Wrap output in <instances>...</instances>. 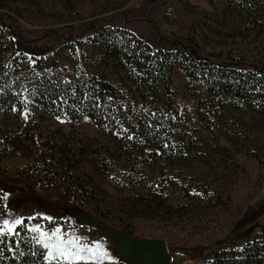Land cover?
<instances>
[{
	"label": "rangeland",
	"instance_id": "obj_1",
	"mask_svg": "<svg viewBox=\"0 0 264 264\" xmlns=\"http://www.w3.org/2000/svg\"><path fill=\"white\" fill-rule=\"evenodd\" d=\"M244 5L240 15L223 0H0V23L14 43L8 48L26 54L11 58L7 69L28 68L37 59L36 71L58 70L72 87L82 86L81 101L86 74L120 88L135 68L110 57L106 45L112 39H95L101 24L115 25L152 49L194 52L195 61L207 60L208 72L216 71L214 64L246 70L264 65V0ZM124 36L119 46L133 44ZM4 45L1 40V51ZM176 60L170 64L168 108L156 87L145 96L120 92L124 116L113 120L99 112L78 121L46 115L29 120L16 133L21 142L33 143L23 144L28 152L7 143L0 155V228L8 232L7 221L13 231L21 220L43 255L51 250L53 258L65 260L59 254L65 253L69 264H132L88 225L91 217L126 234L163 239L168 264L185 261L189 247H202L199 257H208L216 246H239L263 235L264 97L250 105L220 100L188 79ZM167 112L172 114L157 145H147L141 123L163 120ZM1 116L5 124L16 122L13 114ZM176 131L190 137L179 141L170 136ZM178 186L192 196H183Z\"/></svg>",
	"mask_w": 264,
	"mask_h": 264
},
{
	"label": "trees",
	"instance_id": "obj_2",
	"mask_svg": "<svg viewBox=\"0 0 264 264\" xmlns=\"http://www.w3.org/2000/svg\"><path fill=\"white\" fill-rule=\"evenodd\" d=\"M223 2L235 7L240 15L242 11L247 10V6L244 4L248 3V0H223ZM3 26L4 24L0 23V45L1 40L5 43V47H2V51L0 50V155L8 151L5 146L7 143L21 145L22 152H28L25 146L31 147L33 143L21 142L16 133L25 131L26 127L30 126L29 120L33 118L46 115L49 118L69 122L95 115L97 112L104 113L110 120L115 119L119 113L120 117H123L125 110H122L118 99L122 97L120 92L124 90L130 96H139L140 94V96H145L143 93H149L156 87H160L165 94L163 104L165 108H168L172 101L170 94L172 66L170 64L174 59H178L176 61L182 66V70L188 79L196 81L197 85H202L203 89H206L213 96L217 95L220 100L224 98H230V101H232L231 99H239L250 105L254 100H261L264 97V65H251L246 70H240L233 66L213 63L216 71L208 72L207 60L200 58L196 59V62L197 56L192 55L194 52L190 53L177 47L152 49L148 45L142 44L138 38L129 39L128 35L130 34L120 31L115 25L113 27L100 24L95 29L97 30L96 35H94L95 39L100 44L112 39V42L106 45L108 52L110 49L112 50L110 57L117 59L121 65L124 62L127 64L131 62L135 71L132 73V77L120 88L103 78L97 77V75L86 74L81 80L85 83L86 98L81 101L82 86L81 88L72 87L73 85L66 81L62 77V72L58 70L48 71L39 68L36 71L41 66L37 59L25 69H7V63L11 58L26 54L20 49L16 51L14 48H8L10 44L12 46L14 43L12 39L5 37ZM122 36L129 41L131 40L133 44L128 42L127 45L119 46ZM59 49L62 48L57 50ZM102 51L105 50L102 49ZM27 56L39 58L41 55L36 57L27 54ZM183 58H186L185 63L180 60ZM4 64L5 67H3ZM85 100L87 106L83 109L82 104ZM210 103L211 98L207 106ZM140 113L139 109L138 114ZM173 113L176 111L174 110ZM1 114H5L6 117L13 114L16 122L11 124L12 126L5 124ZM171 114L170 112L163 114L161 116L163 120L159 121H153L147 117L141 123L145 128L142 138L143 141L147 140V145H151V147L157 145V140L162 134L161 127L170 119ZM200 114L201 117L205 116L202 111ZM5 131L7 132L6 135L4 134ZM184 133V131L171 132L170 136L174 135L179 141H182L185 137H190L184 136ZM126 140L132 144L131 139L127 138ZM169 140L170 138H166L168 143ZM23 144H25L24 147ZM40 151L36 153L37 159L43 156ZM78 161L79 158L74 162L77 164ZM178 189L187 198L193 194L188 193L187 189L180 186ZM203 192V190L199 191V193ZM80 193L82 194V191ZM22 226V224H16L11 233L4 231V235L0 236V264H69L66 260L43 255L41 243L34 241ZM201 249L198 247L185 249L187 258L179 264H264V233L256 238L244 239L243 244L239 246L233 243L225 247L216 246L208 257H203L204 255L199 257Z\"/></svg>",
	"mask_w": 264,
	"mask_h": 264
},
{
	"label": "water",
	"instance_id": "obj_3",
	"mask_svg": "<svg viewBox=\"0 0 264 264\" xmlns=\"http://www.w3.org/2000/svg\"><path fill=\"white\" fill-rule=\"evenodd\" d=\"M97 235L111 242L122 259L132 264H168L169 251L161 238H140L126 234L94 217L87 220ZM254 234L251 238H256Z\"/></svg>",
	"mask_w": 264,
	"mask_h": 264
},
{
	"label": "snow or ice",
	"instance_id": "obj_4",
	"mask_svg": "<svg viewBox=\"0 0 264 264\" xmlns=\"http://www.w3.org/2000/svg\"><path fill=\"white\" fill-rule=\"evenodd\" d=\"M21 223H22L21 220H16V221L14 222V224H21ZM4 227L8 229V232H9V233H11L12 228L8 226V222H7V221L4 222ZM35 230H36V229H33V231H35ZM58 232H59V229H57L55 232H53L52 235L55 236ZM2 235H4V229H3V228H0V236H2ZM42 235H43V234H42ZM68 243H72V241H68ZM45 247H49V245L46 244ZM97 247H98V246H97ZM89 251H91V249H89ZM59 254H60L61 256H63V258H64L65 260L68 259V255H66L65 253H62V252H61V253H59ZM52 255H53L52 251L49 250L48 257L51 258ZM77 258H79V257H77Z\"/></svg>",
	"mask_w": 264,
	"mask_h": 264
}]
</instances>
